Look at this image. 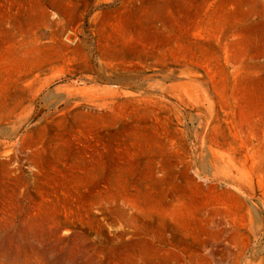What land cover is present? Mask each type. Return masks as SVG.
<instances>
[{"label": "rangeland", "instance_id": "374dc122", "mask_svg": "<svg viewBox=\"0 0 264 264\" xmlns=\"http://www.w3.org/2000/svg\"><path fill=\"white\" fill-rule=\"evenodd\" d=\"M0 264H264V0H0Z\"/></svg>", "mask_w": 264, "mask_h": 264}]
</instances>
